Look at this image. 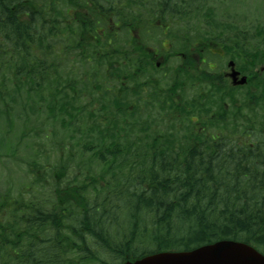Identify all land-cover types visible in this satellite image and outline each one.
<instances>
[{"label":"trees","instance_id":"1","mask_svg":"<svg viewBox=\"0 0 264 264\" xmlns=\"http://www.w3.org/2000/svg\"><path fill=\"white\" fill-rule=\"evenodd\" d=\"M161 6L182 9L164 21L182 22L183 42L219 40L231 57L244 52L252 75L239 95L230 93L232 108L227 82L216 77L210 96H192L183 108L170 99L181 128L124 120L121 102L105 95L98 113L81 106L80 83L87 80L91 92L94 80L66 74V51L98 56L107 49L87 36L101 20L113 18L129 32L130 21L137 27L145 9ZM215 16L208 0H0V146L15 155L19 144L5 142L8 133L25 142L50 127L62 132L49 152L35 139L26 143L22 161L32 179L21 185L30 196H0V264H121L225 238L264 250V72L256 76L264 25L251 39L240 24ZM185 79L194 81L192 74ZM47 181L49 195H33Z\"/></svg>","mask_w":264,"mask_h":264},{"label":"flooded vegetation","instance_id":"2","mask_svg":"<svg viewBox=\"0 0 264 264\" xmlns=\"http://www.w3.org/2000/svg\"><path fill=\"white\" fill-rule=\"evenodd\" d=\"M171 9L177 10V14L182 13V9L177 7ZM167 12L168 9L164 6L158 11L151 7L145 9L142 12L145 21L139 20L137 27L136 24L130 25L134 20L130 21L129 32L119 30L120 23L113 18L107 22L101 20L97 27L98 33H89L87 41L104 44L107 51L100 49L98 56H92V50L85 57L77 53L75 55L70 49L66 51V74H74L85 80V77H82L88 73L92 75L90 80H94L91 92L88 89V81H81L80 85L84 83L83 89L79 87L77 90L80 93L81 106L86 105L87 110L98 113L102 110L100 97L105 95L111 97L110 101L114 104L121 102L117 111L124 120L126 118L132 122L138 114L153 111L158 114L157 122H160V128L161 121L163 125L181 128L183 126L179 121L180 116L178 113H174V116L171 112L174 106L170 99L173 98L177 106L183 108L184 101L192 96H210L213 91V79L216 77L227 82L229 87L225 105L232 108L230 93L239 95L242 88L247 86L246 83L240 82L242 77L247 75L250 82L252 75L246 72L244 52L240 51V57H228L229 49L224 42L201 38L183 42V25L174 29L171 22L167 24L164 21ZM156 16L159 18L156 19ZM126 36H129V39ZM243 46L244 42L241 44V47ZM214 47L222 49L215 50ZM233 47L235 54L238 48L236 45ZM119 53L125 56L119 57ZM215 53L219 56H213ZM218 65L221 66L220 69H216ZM263 72L260 67L256 76ZM188 74L193 75V82L185 79ZM68 79L70 80V76ZM210 103L212 104V101ZM212 110L210 117L214 118ZM123 112H127L126 116ZM172 118L176 122H170L169 119ZM190 119L200 126L201 132L208 128L199 121L197 114L192 115ZM211 137L215 139L213 130Z\"/></svg>","mask_w":264,"mask_h":264},{"label":"rangeland","instance_id":"3","mask_svg":"<svg viewBox=\"0 0 264 264\" xmlns=\"http://www.w3.org/2000/svg\"><path fill=\"white\" fill-rule=\"evenodd\" d=\"M231 1H234L235 5L232 4ZM230 2L232 4L230 8L226 7ZM150 5H152V3H150ZM209 5L213 8V10L215 9L216 20L218 21L229 20L231 21L230 23L236 22V24L238 25L239 24L243 25L245 29L249 30L248 32L250 33V35H254L255 27L257 26L258 23L261 22V20H264V0H209ZM227 8L233 10L232 11L233 16H230V18L225 17V14L231 11V10H227ZM170 22H172V26L174 29L178 28V25H181V21L177 19H173ZM175 22H178V25ZM213 56L218 57L217 54H214ZM220 68L221 66L218 65L216 69H220ZM137 117H138L137 119L141 120V122L143 120H146L148 122L158 121V114L153 111L150 112L145 111L141 114H138ZM46 127H50V126H46ZM50 128H48L47 131L48 138L42 135L43 137L42 143L44 144V147L46 149L51 150L53 141H55L58 138L60 139L62 137V132H61V128L57 127V129H54V132L52 134ZM37 131L41 133V129H38ZM29 132H30V128H29ZM0 145H1V140H0ZM19 147H20V156L25 157L24 152H26V150L24 143L21 144ZM6 156L7 155L5 154V151H3L2 146H0V196L6 192H9L11 194V197L14 198L15 196H18L19 190H21L23 196L29 197L30 193L27 192V188L21 185L22 183H27L29 180L32 179V176L26 171L27 165L22 161V159H20V156L18 157V159L9 158L8 160L6 159ZM40 158L41 161H44V156L42 154H40ZM53 160L54 157H51V161ZM75 175L76 173L72 171L68 175V179L73 180V177H75ZM49 186H50L49 182L47 181L46 186L43 189L42 193H34L33 195L36 194L37 198L47 197L49 195L48 192Z\"/></svg>","mask_w":264,"mask_h":264},{"label":"water","instance_id":"4","mask_svg":"<svg viewBox=\"0 0 264 264\" xmlns=\"http://www.w3.org/2000/svg\"><path fill=\"white\" fill-rule=\"evenodd\" d=\"M246 78L241 79V83ZM124 264H264V255L251 245L230 239L189 250L161 251Z\"/></svg>","mask_w":264,"mask_h":264}]
</instances>
